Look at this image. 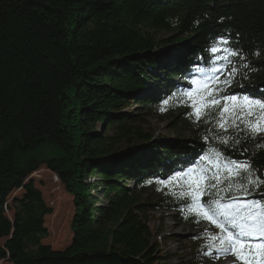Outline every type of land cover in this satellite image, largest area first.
Returning <instances> with one entry per match:
<instances>
[{"label":"trees","instance_id":"16d2710c","mask_svg":"<svg viewBox=\"0 0 264 264\" xmlns=\"http://www.w3.org/2000/svg\"><path fill=\"white\" fill-rule=\"evenodd\" d=\"M219 36L243 57L224 62L220 80L238 69L227 91L264 96V0H0V261L173 264L149 212L174 211L201 231L208 224L186 219L180 189L159 180L209 149L264 174V134L225 132L217 111L196 121L180 102ZM150 116L175 136L156 140L143 127ZM225 135L240 143L220 144ZM41 167L72 197L63 249L42 242L52 210L31 176ZM249 192L242 198L260 200L264 184ZM205 250L193 246L179 264H203Z\"/></svg>","mask_w":264,"mask_h":264},{"label":"snow or ice","instance_id":"6c2138e0","mask_svg":"<svg viewBox=\"0 0 264 264\" xmlns=\"http://www.w3.org/2000/svg\"><path fill=\"white\" fill-rule=\"evenodd\" d=\"M207 51L211 54L205 59L208 66L196 64L190 86L179 92L180 102L191 109L186 114L199 121L217 111L216 127L225 132L232 128L253 138L264 134V96L227 91L238 72L236 67H232L223 80L219 79V74L227 68L224 62L231 63L233 57H240V50L232 47L226 37L219 36ZM176 98L174 93L163 100L160 110L174 106L171 102ZM216 139L223 145L230 141L240 143L239 138L227 135ZM247 151L244 149L241 154ZM158 183L180 189L178 193L173 191V195L184 201L181 211L186 219L193 214L194 222L204 220L220 230L219 233L205 230L203 237L207 243L203 255L212 258L215 254L219 259L231 254L233 264H264V197L260 200L242 198L251 194L250 188L264 184V174H257L250 159H233L220 150L209 149L190 167Z\"/></svg>","mask_w":264,"mask_h":264},{"label":"rangeland","instance_id":"374dc122","mask_svg":"<svg viewBox=\"0 0 264 264\" xmlns=\"http://www.w3.org/2000/svg\"><path fill=\"white\" fill-rule=\"evenodd\" d=\"M159 36H166L160 33ZM245 76V75H244ZM245 78V77H244ZM148 124L143 125L145 129L152 131L156 140H163L175 136L169 129L166 121L158 117H148ZM96 129L100 130L97 125ZM110 133V130L107 132ZM35 186L41 191L42 198L51 208L52 213L44 217V225L48 230V236L42 240L50 245L52 249H63L71 238L70 220L73 213L72 197L63 189L55 176L46 168L41 167L37 172L31 174ZM92 181V179L88 180ZM131 186V185H130ZM12 194H15L14 192ZM99 200L101 199L100 195ZM102 201V199L100 200ZM149 227L158 232V241L163 251L171 254L169 262L179 264V260H187L191 257V248L197 244L205 245L207 241L201 237L205 230L211 233H219V229L207 222L208 227L201 231L183 224L174 211H151L149 212ZM195 237V238H194ZM206 251V250H205ZM204 252V251H203ZM203 264H232L233 255L228 254L217 259L215 254L209 258L203 253ZM0 264H7L0 261Z\"/></svg>","mask_w":264,"mask_h":264}]
</instances>
